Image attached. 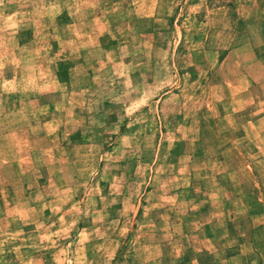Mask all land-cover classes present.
Listing matches in <instances>:
<instances>
[{
  "label": "rangeland",
  "instance_id": "1",
  "mask_svg": "<svg viewBox=\"0 0 264 264\" xmlns=\"http://www.w3.org/2000/svg\"><path fill=\"white\" fill-rule=\"evenodd\" d=\"M263 100L264 0H0V264H264Z\"/></svg>",
  "mask_w": 264,
  "mask_h": 264
},
{
  "label": "crops",
  "instance_id": "2",
  "mask_svg": "<svg viewBox=\"0 0 264 264\" xmlns=\"http://www.w3.org/2000/svg\"><path fill=\"white\" fill-rule=\"evenodd\" d=\"M260 103H264V100ZM237 122L239 124L236 129L238 144L236 145L235 142H231V146L233 148H229L228 151L230 153L236 152L238 154V158L241 163L239 165V172H244V174H247V177L249 178L247 182L245 181V183L240 184V188L244 187L243 185H245L244 192H241L244 194L245 192L249 191L246 194H251L252 196H257L258 194L261 195L264 193V188L261 187V185L263 186L264 183L262 179L264 174L257 172V169H261L260 165H262V169L264 168V165L262 164L264 163V114L254 113L253 118L243 121L237 119ZM224 151L225 148L222 150V152ZM250 153L262 154L251 155L253 160L250 161ZM219 181H221V179H219Z\"/></svg>",
  "mask_w": 264,
  "mask_h": 264
}]
</instances>
